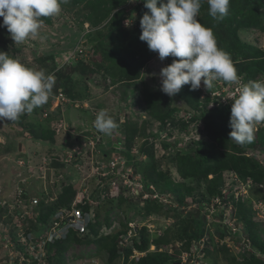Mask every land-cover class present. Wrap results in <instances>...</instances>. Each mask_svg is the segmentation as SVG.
Returning <instances> with one entry per match:
<instances>
[{
    "label": "rangeland",
    "instance_id": "1",
    "mask_svg": "<svg viewBox=\"0 0 264 264\" xmlns=\"http://www.w3.org/2000/svg\"><path fill=\"white\" fill-rule=\"evenodd\" d=\"M99 1L101 5L108 4V0ZM259 1L230 0L229 14L226 17L230 18L229 26L233 29L238 44L241 45L238 46L235 54L244 51L243 46L247 44L264 49V31L259 29L260 25L248 24L249 18L252 20L257 17L258 20H262L261 24H264V14H261L264 12V0L257 6ZM97 2L98 0H70L69 3L62 4L59 15L41 18L43 24L38 37L26 39L21 44L14 43L6 27H0V51L7 52L10 57L19 59L29 67L44 69L46 73L54 75L57 82L53 88L57 92L50 96L45 105L35 108L30 114L21 115L16 121H0V157L3 155L5 146H8L11 151L5 152L8 159L0 160V164L4 166V168H0V198H7L5 201L14 203L10 199L15 198L14 193L17 189L26 188L23 186L24 181H21L23 176L26 177V174L27 176L32 174L30 179L32 192L28 191L29 195L42 197L44 181L40 177L38 166L44 157L49 156V161H52L50 165L54 168L51 172L47 171L48 184L44 190L50 185L54 187L59 185L53 198L57 197L58 189L60 190L63 185L67 184L75 191L70 206L77 209L78 204H87L90 219L92 221L97 219L101 223L100 234L113 233L121 229V224L129 217L130 219L126 221L127 237L135 235L137 228L143 225L149 240L147 251L166 249L169 252H174L177 244L174 247L163 244L157 248L150 242L163 234L164 230H174L180 220L191 212L204 216V218L207 215L211 216V204L207 207L204 201H200L201 196L195 192L198 190L195 188L200 182L191 178H181L176 170L175 162H173V158L177 154L190 150L189 144L192 141L204 136L202 133H198L203 124L201 120L189 122L188 129L181 131L174 122L182 119V116L185 121L189 120L190 115L198 114L197 110L193 114L192 112L189 114L178 109L174 114V119L169 116L162 121L160 119L163 114H171L174 105L179 108L184 106V102L173 98L174 96H168L161 90L159 73L162 67L167 66L168 59L165 58L161 61L158 53L150 51L148 46L146 48L139 43L142 29L138 22L148 11L145 9V12H141L144 11V9H140L144 6L143 0L119 1L112 12L100 21L98 17L102 14ZM244 4L248 5L241 9ZM234 8L241 9L245 15L242 17L239 15L234 19L236 13ZM119 10H123L125 13L118 16L119 26H117L114 21L116 19L114 12ZM207 10H209L207 0H203L198 15L199 22L206 18ZM256 12L260 14L258 15ZM112 22H115L114 26L109 27ZM2 23L3 17H0V24ZM101 32L109 33V36L103 39V48L100 50L91 45L90 38L91 34L97 35ZM135 47L137 53L131 52L130 50H134ZM123 54L128 58L121 65L119 59H112L115 56L123 58ZM98 64L102 67L106 64L109 67L116 66L121 71L122 75H119L122 76V80L117 82L116 78L109 76L108 71L105 72L97 68ZM240 83L229 84L223 80H217L214 82V87L225 88L228 86L232 88L238 87ZM61 88H65L66 92ZM197 90H200V96H206L209 93V90L203 86V81ZM59 93L61 95H58ZM230 96L231 94L227 93V96L220 97L219 101L227 105V110L231 115V105L234 101L230 99ZM214 106L209 99L206 108L211 109ZM101 110H107L118 123V128L113 131L112 135H105L94 127L95 118ZM155 114L156 116H154ZM259 125L261 124L256 125V128ZM1 135H7V138L14 139V143L16 140V143L4 145V137ZM166 135L167 137L164 138ZM145 139L148 142L147 152L143 153L138 151V148L145 142ZM19 143L22 145V150H19ZM150 153H153L157 171H163L170 176L173 182L183 181L185 185L194 189L193 194L195 193V195L186 197L185 201L188 205L177 206L171 201L173 197L171 192L160 191L166 178L159 180L157 188L151 182L149 183L147 180L149 173L145 166L150 161ZM133 154L138 156L137 159L133 160ZM248 154L255 155L264 163V154L261 151L259 153L252 148ZM54 158H57V162ZM60 158H62L63 164L60 163ZM18 159L25 161L26 166L24 167ZM49 161L46 160V163ZM127 161L130 164H127ZM65 163L70 166L65 168L67 166ZM134 166L138 168V171L133 170ZM148 166L150 167L151 164ZM115 167L117 168L116 173L120 177L117 176L114 179L110 176L113 174L111 169ZM232 177L233 175H230L229 172H223L226 185ZM140 179L145 181L147 189H140L141 185L144 186ZM153 187L160 193L152 191L153 194H151L149 189L151 190ZM262 187L264 188V184ZM241 189H243L242 186ZM140 192L138 198L132 196V194L136 195ZM242 195H244L243 201L246 202V205L254 210V219L264 220L259 211L262 208L259 204L261 206L264 204L263 193L254 192V197L249 199L246 190H242ZM120 198H131L132 200L131 203L123 201L118 205ZM149 198L173 207L175 216H170V214H174L173 210L168 211L169 216H164L166 209L163 206L157 214L144 217L142 215L143 207L145 201L151 200ZM4 206L10 210V213L19 211L15 206L13 208L8 204H4ZM67 210L69 209L55 208L46 226H52L59 211L67 212ZM34 213L37 215V212ZM229 214L230 210L225 209L224 221ZM15 221L14 218L13 222ZM220 221L222 219L217 216H213V219L209 218L208 221L203 220L205 238L209 237L213 242L215 239L212 238L217 237L219 240ZM13 222H0V264H9L8 261L13 256L11 249L5 245L6 241L2 242L1 238L4 237L6 240L9 239L8 237L11 238L16 231L18 234L22 232L18 222ZM226 223L234 227L232 221ZM36 226L37 229L33 230L39 231L40 238L44 239L46 234L43 232V226L40 227L38 223ZM234 230L235 233H238V227ZM243 235L242 231L234 236L225 235L223 239L221 237L222 240L220 239L218 244H225L229 253L234 255L237 248L242 247ZM240 239L241 241H239ZM125 243V240H122L120 245ZM210 246L213 248L211 241L202 247L199 245L197 251L203 253L204 249L210 250ZM95 247V244H71L64 251V262L66 264H106L105 254L98 253ZM192 250L194 251V248L191 249V252ZM54 254V245L51 246L50 257H47L46 249H44L42 257H38L37 264H53L50 258ZM143 254L144 252L133 251L128 260L132 258L135 260ZM215 255V264H228L222 253H215ZM178 256L180 262L176 264L189 262L188 254L180 252ZM236 260H241L240 255H237ZM122 263L120 256L115 259V264ZM199 263L211 264L212 257L210 260L204 258V260L194 261V264Z\"/></svg>",
    "mask_w": 264,
    "mask_h": 264
},
{
    "label": "trees",
    "instance_id": "2",
    "mask_svg": "<svg viewBox=\"0 0 264 264\" xmlns=\"http://www.w3.org/2000/svg\"><path fill=\"white\" fill-rule=\"evenodd\" d=\"M119 1L122 0H108L107 5H101V2L98 0L97 6L100 7L99 9L101 10L102 14V16L98 17L99 21L108 16L117 6ZM261 1L262 0L257 3V6ZM247 3L250 4V2ZM248 4L242 5L241 9L246 7ZM140 9H144V11L141 12L146 11V8L144 6H142ZM236 9H233L236 12L234 14V19L239 15H241L240 17L245 15L241 11V9ZM124 13L125 12H123V10L114 12L116 17L114 21L116 22L117 26H119L118 16L123 15ZM256 13L258 15L260 14L258 12ZM261 14H264V12H262ZM229 20L230 18L225 17L222 21L217 22L208 14L207 10L206 18L203 21H200V23L213 29L218 47H220L221 49H227L225 52H227L232 58L239 77L242 78L245 83H248L252 80H264V49L261 47H254L251 44H247L243 46L244 51L240 52L239 54H235L238 46L241 45L238 44L239 42L235 37V34H233V29L229 26ZM261 21L262 20H258V17L252 20L249 18L248 24L260 25L259 29L261 31H264V24H261ZM115 22H112L113 24H109V27H113ZM138 24L140 25V21L138 22ZM237 26H239V24H237ZM108 36L109 33L104 32H101L97 35L91 34L90 43L92 46H96L101 50L103 48V39ZM227 42H229V44H227ZM139 43L140 45L142 44V46L147 48L146 42L139 40ZM130 51L133 53H137L136 47L134 50ZM148 53L149 52L147 51V54ZM122 57L123 58L115 56L112 59H119L121 65V63H123L125 59L127 60L128 58L124 54ZM167 59V65H169L172 63L171 61H173L174 58L169 56L167 57ZM108 67L109 65L107 64L104 67L100 66L99 64L97 65V68H100L105 72L108 71L109 76L116 78L117 82L121 81V71L118 70L116 66H111L109 68ZM126 79L128 78L126 77ZM63 89L62 90L66 92L65 88ZM56 92L57 90H55L53 93ZM173 98L183 101L184 106H180L178 108V106L174 105L171 109V114H163L160 116L161 121L168 116L174 119V114L178 111V109H180L181 111L184 110L185 113L187 112L189 114L190 112H192L193 114L197 110L198 114L190 115L189 120L187 119L185 121V119L182 118L177 122H174L178 125V128L181 131L188 129L189 122H197L198 120H201L203 124L200 132L198 133H202L204 136L201 139L192 141L189 144V147H191L189 151L177 154L175 158H173L176 170L181 178H191L192 180L200 182L199 185H197V187L195 188H198V190H196L195 192L201 196L200 201L202 200L204 202H209L216 196L224 201L222 193V189L225 186V180L223 178L224 171L234 172L240 180L250 178L255 183H264V164L261 163L256 157L248 155V151L252 148L258 149L264 154V126H258L255 133V140L252 143L241 146L230 139L229 134L232 129L230 127V114L227 110V105H215L213 108L207 109L206 104L211 98L207 95L200 96V90H192L189 85H184L180 92L174 95ZM151 116L153 117L152 114ZM154 116H156V114ZM144 141L145 142H143L138 148L139 151L143 153L147 152L146 147L148 143L146 142V139ZM164 146L167 147L166 144H164ZM130 149L131 148L129 147V150ZM150 154V161L148 162V164H151V166L149 167L148 164L147 166H145L147 167L149 173L147 174V180L149 181V183L151 182L153 186L157 188V186L159 185V180L166 178L164 179L163 185L161 187L162 189L160 191L171 192V194L173 195L171 201L176 203L177 206L185 207L186 205H188L187 201H185L186 197L192 195L194 196V189L185 185L183 181L173 182L170 176L166 175L163 171H157L156 164H154L155 160L152 156L153 153ZM133 155V160L137 159L138 156L135 154ZM54 160H56L57 162V158H54ZM127 164L130 163L127 161ZM133 170L138 171V168L134 166ZM209 175L210 177H208ZM140 181L144 185L143 188L147 189V184H144L145 181L141 179ZM236 184V180L230 181V189H232V187H234ZM154 187L151 190L149 189L151 193L152 191L154 193L158 192L154 189ZM58 191L59 192L57 193V197L55 200L48 202L46 200L47 196H45L44 194L42 197L40 196L38 203L31 207L29 206V201L32 196L24 191L17 198L22 200L25 205H28V209H30L32 213L37 212L35 220L32 221L27 217L21 219L17 214L18 211L10 213L7 207L0 205V222L12 223L15 218L16 220L21 221L23 225H25V223L29 221L28 225L26 226V229L28 230L37 229L36 223H38L40 227L43 226L44 228L49 223L50 216L55 208L68 209L70 207V202L75 192L74 189L71 186H67V184L63 185L60 190L58 189ZM140 194L141 192L136 195L132 194V196H135L134 198H138ZM251 195L254 196V192H251ZM229 199L235 205V224L241 226L239 230L244 233L243 238L248 240V244L242 242V247L240 248V250L234 252V255H232L225 247V244L219 245L218 243H212V250L204 249V253L198 258L204 259L205 257L206 259L207 255H211V257L213 258L211 264H215V253L220 252L222 253L224 259L227 260L228 264H264V259L260 256H264V229L262 227V223L253 219L251 207L246 205V203L242 200V197L233 199V197L231 196ZM131 200V198H120L118 199V205H120V203H122L123 201L131 203ZM14 203L16 204V207L20 205L17 204V202ZM77 206L81 208V211L83 213L88 211L89 209L87 204H78ZM163 206L166 209V213L164 216H169L168 211L170 210L174 211V214H170V216H175V209L173 207L168 206L163 202L153 201L152 199L145 201L143 207L144 211L142 212V215L146 217L150 214H157L158 212H160ZM217 213L219 215L221 214V212L218 210ZM129 219L130 218L127 217L125 220L127 221ZM203 220L204 216H199L198 214H194L193 212H191L187 214L186 217H183L180 220L179 224L176 228H174V230H164L163 234H161L157 238H154L150 242V244H155L157 248L163 244H169V246L173 247L175 244H177L175 248L176 251H174L176 253L169 252L166 249L161 251H156L155 249L154 251H147L149 240L146 235V228L143 225L139 228L136 227L137 231L135 235L126 238V221L121 224V229L113 233L100 234L99 226H101V223H99V221H97L96 219L95 221H91L89 223L87 230L85 231L86 233L79 235L73 229H69L65 238L57 239L52 244L48 243L46 245V252L48 255L47 257H50L51 246L54 245L55 254L50 258L51 262H53V264H66V262H64L63 254L68 246L74 243L79 245L95 244L96 251L98 253L103 252L105 254L106 264H115V259L119 256L122 258V264H176L180 262L178 256L180 252L188 254V260H191L194 257L199 245L203 246L207 242L211 241V239L209 238L208 241L205 242ZM226 233L230 234L231 230L229 228H226L225 231L223 230L222 232H219V238H223ZM122 240H125L126 243L121 246L120 244H122ZM200 240L203 241L202 244H200ZM192 248H194V251L192 250L191 252ZM133 251L144 252V254L138 257L137 260H134V258L128 260ZM237 255H240V261L236 260ZM33 264H37V261H34ZM184 264L192 263L185 262Z\"/></svg>",
    "mask_w": 264,
    "mask_h": 264
},
{
    "label": "clouds",
    "instance_id": "3",
    "mask_svg": "<svg viewBox=\"0 0 264 264\" xmlns=\"http://www.w3.org/2000/svg\"><path fill=\"white\" fill-rule=\"evenodd\" d=\"M69 2L70 0H0V17H3V23L0 24V27H6L14 43L21 44L26 39L38 37L39 30L43 24L42 17L59 15L62 10V4ZM130 2H135V0H130ZM202 2L203 0H143L144 7L148 11L143 14L140 20L142 31L139 38L147 43L150 51L158 53L161 61L169 56L174 58L172 63L162 67L159 73L161 90L168 96L176 95L184 85H189L192 90H197L201 87L203 81V86L209 90L206 95L210 94V103L212 105L226 106L219 101V98H224L227 93L233 92L230 96V99L234 101L231 105L230 127L232 130L229 134L230 139L241 146L250 144L255 140L256 125L261 124L260 126H264V80H253L245 83L241 78L240 81L232 58L227 52L218 47L213 29L203 25L198 20ZM207 4L209 5L208 14L217 22L222 21L229 14L230 0H207ZM217 80H223L229 84L241 83L238 87L230 88L225 86V88H219L214 87V82ZM55 83L54 75L46 73L44 69L29 67L19 59L10 57L7 52L0 51V121H16L21 115L30 114L35 108L45 105L53 94ZM60 93L58 95H61ZM229 102L231 103L232 101ZM182 118L184 117L182 116ZM94 127L105 135H112L113 131L118 128V123L109 115L107 110H101L95 118ZM256 150L260 153L258 149ZM104 156L107 155L104 154ZM250 156L256 157L255 155ZM46 160L49 161V156L44 157L39 165V173L43 181L46 180L44 179L45 172H51L52 168H54L50 165L52 161L50 160L46 163ZM60 160L62 162V158ZM259 161L263 163L261 160ZM116 167L111 169L113 174L110 177L114 179L117 176L120 177L116 173ZM224 172H229L230 175H233L230 181L236 180L237 184L232 189H230V181L227 185L225 184L222 189L224 201L216 196L213 201L211 199L205 203L207 207L211 204L210 210L214 212V217L217 216L222 219L220 221V232L229 228L231 233H226L225 235L231 236L240 232V225L235 224V205L229 198L231 196L233 199L242 197V200H244L242 190H246L249 199L253 196L251 192L259 193L260 191L264 195V188L262 187L264 183H255L250 178L240 180L234 172ZM228 185L230 187L226 190L225 188ZM241 186L243 189H241ZM140 187V189L143 188L142 185ZM18 189L14 193L16 195L15 198L10 199L13 202H17ZM22 191L26 190L22 189ZM56 191H53L52 188L49 191L48 188L46 190L43 188V193L47 196L46 200L48 202L56 199L53 198ZM26 192L27 194L29 193L28 191ZM36 198L40 199V197ZM4 204H8L11 208L16 207L15 203H9L7 200L5 201V198H0V205L4 206ZM29 206L33 205L30 204ZM29 206L20 204L16 207L19 210L17 214L21 219L27 217L34 221L36 214L28 209ZM259 206L262 207L259 211L262 215L261 218H263L264 204L263 206L259 204ZM70 208L71 206L68 209ZM77 209L81 211L80 207ZM225 209L230 210L226 221H224ZM217 210L221 212L220 215ZM251 210L254 219V210L252 208ZM81 213L86 220L83 231L69 227L65 234H58L59 236L52 241H46L43 250L46 249L48 243L52 244L57 239L65 238L69 229H73L79 235L83 234L92 220L88 211L84 213L81 211ZM68 217L67 220L72 219V217L69 219ZM57 219L55 218L53 222ZM204 219L208 221L207 217ZM227 221H232V225L236 229L238 227V233L234 232L235 228L227 224ZM15 222H18L17 224L21 226V234L16 231L11 238L8 237L9 239L1 238L2 242L6 241L5 245L13 253L8 263L16 264L20 254L27 257V259L22 261V264H31L34 261H38V257L41 258L42 256L39 254H35V256L28 255L25 248L30 241L37 242L42 240L39 236V231L26 229L29 221L25 225L18 220ZM260 222L263 226L264 220L261 219ZM50 226L44 227V234H47ZM204 239L207 242L209 237H204ZM212 239H215L214 242L211 240L212 243H219L221 238L219 240L217 237ZM199 242L200 244L203 243L202 240ZM241 242L247 244L248 240L244 239ZM7 243L9 244L7 245ZM200 246L202 247V245ZM240 248L241 246L235 252L240 250ZM210 250H212V246H210ZM203 253L196 251L194 257L188 263L194 264V261H198V257ZM260 256L264 259L263 255ZM210 257L211 255H207V260H210ZM202 260L204 259L202 258Z\"/></svg>",
    "mask_w": 264,
    "mask_h": 264
},
{
    "label": "built area",
    "instance_id": "4",
    "mask_svg": "<svg viewBox=\"0 0 264 264\" xmlns=\"http://www.w3.org/2000/svg\"><path fill=\"white\" fill-rule=\"evenodd\" d=\"M233 92L230 94L232 95ZM229 185L225 188L226 190L229 189ZM22 189H18V194L20 195L22 193ZM39 201L38 198L33 197L30 199V204L35 205ZM18 204H24L22 200L19 198L17 199ZM71 216V220H67V217ZM214 212L211 210V216L209 217L207 215V219L212 218L213 219ZM58 218V219H57ZM56 221L53 222L52 226L49 228L46 238L39 240L37 242H28L27 247L25 248L26 252H28V255L31 254L35 256V254H39L42 256L43 254V247L46 243V241H52L54 238H57V236L65 234L69 227H73L74 229L78 231L84 230L85 225V217L81 213L79 209H76L74 207H71L67 212L65 211H59L56 214ZM66 220V221H64ZM59 234V235H58ZM30 236V235H29ZM24 241V239H23ZM42 252V253H41ZM17 255V254H16ZM24 259H27V257L23 256L22 254L19 255L17 258L16 264H22V261Z\"/></svg>",
    "mask_w": 264,
    "mask_h": 264
},
{
    "label": "crops",
    "instance_id": "5",
    "mask_svg": "<svg viewBox=\"0 0 264 264\" xmlns=\"http://www.w3.org/2000/svg\"><path fill=\"white\" fill-rule=\"evenodd\" d=\"M10 132H11V128H10ZM7 135H1V137H4V139H3V141L5 142H3V144L4 145H11V143H14V139L12 140V138H7L6 137ZM10 139V140H9ZM16 139V138H15ZM9 141H11V142H9ZM15 143H16V140H15ZM14 143V144H15ZM21 143V142H20ZM19 143V150H22V145ZM4 151H3V155L0 157V160H5V159H8V155H7V153H5V152H11L10 151V149H9V147L7 146H5L4 148ZM19 160V162L21 163V164H23V166L25 167L26 166V162L24 163L23 162V160H20V159H18ZM42 162V161H41ZM66 164V163H65ZM67 165V164H66ZM70 165L68 164L65 168H68ZM0 168H4V166L2 165V164H0ZM30 169H31V167H29ZM38 168H40V166H38ZM50 168H52V167H50ZM28 169V168H27ZM30 173H32L31 171H29ZM32 174H30V175H28L27 176V174H26V177H22V180L21 181H24V187H26V188H22V189H24V190H26V191H29V192H32V190H31V184H30V179L32 178V176H31ZM44 179H46V180H44V183H43V188L45 187V186H47V182H48V173L47 172H45V174H44ZM43 188H42V190H43ZM50 188H52V190L53 191H56V187H54L53 185H50L49 187H48V189H50ZM2 193V192H1ZM4 198V197H3ZM5 199H7V198H5Z\"/></svg>",
    "mask_w": 264,
    "mask_h": 264
},
{
    "label": "water",
    "instance_id": "6",
    "mask_svg": "<svg viewBox=\"0 0 264 264\" xmlns=\"http://www.w3.org/2000/svg\"><path fill=\"white\" fill-rule=\"evenodd\" d=\"M69 218H71V216H69L68 219H69ZM191 227H192V225H191Z\"/></svg>",
    "mask_w": 264,
    "mask_h": 264
}]
</instances>
